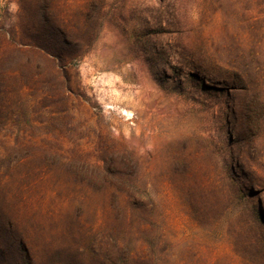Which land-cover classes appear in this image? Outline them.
<instances>
[{
	"label": "rangeland",
	"instance_id": "374dc122",
	"mask_svg": "<svg viewBox=\"0 0 264 264\" xmlns=\"http://www.w3.org/2000/svg\"><path fill=\"white\" fill-rule=\"evenodd\" d=\"M15 2L0 0V46ZM89 7L97 38L65 63L63 102L42 66L28 85L30 55L0 59V249L18 244L12 219L46 264H264V0ZM54 13L71 27L83 12Z\"/></svg>",
	"mask_w": 264,
	"mask_h": 264
},
{
	"label": "trees",
	"instance_id": "16d2710c",
	"mask_svg": "<svg viewBox=\"0 0 264 264\" xmlns=\"http://www.w3.org/2000/svg\"><path fill=\"white\" fill-rule=\"evenodd\" d=\"M92 2L93 0H79V7L83 12L82 19L78 24L71 25L70 27L59 19L60 14L56 15V13H54L56 9L61 7L62 0H16L17 11L13 16V25L11 27L13 34H8L7 39H5L6 41H4L5 45L0 46V59L6 57V53L8 52H15L19 55H30V61L34 62L35 65L32 64L29 66V71L32 74L27 77L28 85L34 87V85L38 83L37 79L41 73L38 66H42V72L49 83H51V88L52 85L59 87L58 92H54L51 89L47 94L51 98H57L63 102L67 96L65 95L67 93L66 91H68L67 87H65L68 81L66 77L67 71L64 68L65 63L82 57L93 46L97 38V35H93L92 16L86 14L87 11L90 10L89 5L92 4ZM43 8L52 11V16L45 20L37 18L38 12L43 10ZM43 29L46 33H41ZM60 29H74L79 32V34H75V36L67 40H60L52 36L53 34H50L52 31L58 33ZM66 48H71L70 53L66 52ZM72 48H78L80 55H77L76 51ZM10 77L12 79L17 78L15 75H10ZM3 94L4 91L0 86V101ZM57 115L55 116L57 117ZM28 143H30V141ZM30 158L31 154H27L15 161L17 165H23L24 162L28 161ZM50 163L52 164L51 160L49 161V164ZM111 174L115 178L125 182L131 189H136L138 187L133 181H125L117 171ZM104 186L107 189L109 187L114 188L112 185L105 182ZM104 190L99 191L100 194H102ZM118 201V198L114 199L113 197L101 195V197H99V207L100 209L105 208V206L108 208L111 206L112 208L113 203H118ZM126 202L128 204L126 205L127 210L133 211L138 208H144L137 198L126 197ZM261 221H263V219ZM16 222L17 221H15V223ZM9 228L8 234L15 235L18 239V244L15 248L12 247L8 250L0 249V264H5L8 260L16 258V264H46V262H43V259H48L46 256L50 254V252L45 253L44 258L39 257L34 251L35 249L32 243L28 241L26 237L20 235L18 227L16 224H13L12 219ZM259 231V240L264 244V231L261 229ZM253 238L255 239V234ZM47 264L57 263L49 262L48 260Z\"/></svg>",
	"mask_w": 264,
	"mask_h": 264
}]
</instances>
